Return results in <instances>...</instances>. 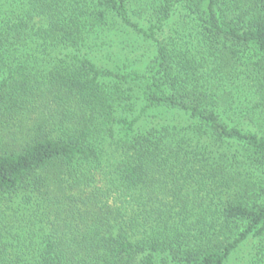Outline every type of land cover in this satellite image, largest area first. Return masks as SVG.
I'll use <instances>...</instances> for the list:
<instances>
[{
	"label": "trees",
	"instance_id": "16d2710c",
	"mask_svg": "<svg viewBox=\"0 0 264 264\" xmlns=\"http://www.w3.org/2000/svg\"><path fill=\"white\" fill-rule=\"evenodd\" d=\"M264 264V0H0V264Z\"/></svg>",
	"mask_w": 264,
	"mask_h": 264
},
{
	"label": "rangeland",
	"instance_id": "374dc122",
	"mask_svg": "<svg viewBox=\"0 0 264 264\" xmlns=\"http://www.w3.org/2000/svg\"><path fill=\"white\" fill-rule=\"evenodd\" d=\"M262 241L250 239L243 244L231 255L227 264H261L260 260L263 254L259 252Z\"/></svg>",
	"mask_w": 264,
	"mask_h": 264
}]
</instances>
